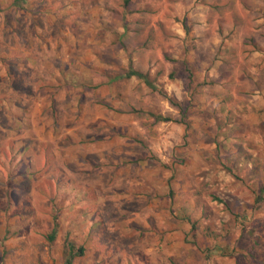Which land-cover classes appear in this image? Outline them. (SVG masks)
Masks as SVG:
<instances>
[{
    "label": "rangeland",
    "instance_id": "obj_1",
    "mask_svg": "<svg viewBox=\"0 0 264 264\" xmlns=\"http://www.w3.org/2000/svg\"><path fill=\"white\" fill-rule=\"evenodd\" d=\"M17 2L0 0V264H64L66 238L73 264H264V0ZM129 65L150 84L98 85ZM72 69L98 86L67 90Z\"/></svg>",
    "mask_w": 264,
    "mask_h": 264
},
{
    "label": "trees",
    "instance_id": "obj_2",
    "mask_svg": "<svg viewBox=\"0 0 264 264\" xmlns=\"http://www.w3.org/2000/svg\"><path fill=\"white\" fill-rule=\"evenodd\" d=\"M17 1L18 2L16 3V7H17L18 4H21L20 9H24V5H25V3H27V0H17ZM26 12H27V10H26ZM117 44L119 46H121V48H123V45L119 44L118 42H117ZM29 61H31V59H29ZM57 68H60V67L57 66ZM78 70L79 69H72L70 71L71 76H70L68 71L65 72V81H67V83L65 84V88L67 90H70L69 87H71L73 89H78V88H81V87H85V88L88 87L89 89H92V88H96V86L101 85L103 83L110 84L111 82L114 83V82L121 81V80H124V79H129V78H132V77H135V78H138L140 80H143L145 84H150V81H148V73L147 72H142V71L133 69L130 65L126 69H119L117 71H111V74L113 75L112 78H108L105 82L103 81L102 83H100L98 85H95V86L92 85V87H91V85L85 86L84 83H81V81H82L81 78L76 75ZM11 87H10V89H11ZM167 100L170 102V104L172 106H177V104L173 100H171V99H167ZM8 101H9V98L7 99V101L3 102V105H0V112L2 110V107L4 105H6L8 103ZM153 116H154L156 121H160V122H167V121H171L172 120L170 117H164L162 115H153ZM13 120L16 123V122L19 121V118L16 117V116H13ZM262 190L263 189L261 188L260 193L258 195H256V197L254 199L255 203H260L261 201L264 200V198L261 196ZM56 220H57V218L54 215L53 216V220H51V228L45 234V238H46V240L48 242H53L56 239V237H57L58 224H57ZM64 246H65L64 247V256H63L64 264H73V261L77 257L81 256L82 253H83L81 247L80 248H75L73 242L68 241L67 238L65 239Z\"/></svg>",
    "mask_w": 264,
    "mask_h": 264
},
{
    "label": "crops",
    "instance_id": "obj_3",
    "mask_svg": "<svg viewBox=\"0 0 264 264\" xmlns=\"http://www.w3.org/2000/svg\"><path fill=\"white\" fill-rule=\"evenodd\" d=\"M256 197V196H255ZM255 199V198H254Z\"/></svg>",
    "mask_w": 264,
    "mask_h": 264
}]
</instances>
